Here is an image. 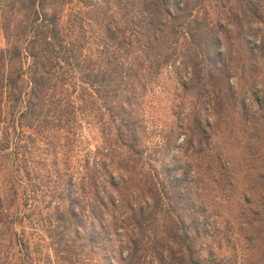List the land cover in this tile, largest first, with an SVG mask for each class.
Here are the masks:
<instances>
[{"label": "trees", "instance_id": "obj_1", "mask_svg": "<svg viewBox=\"0 0 264 264\" xmlns=\"http://www.w3.org/2000/svg\"><path fill=\"white\" fill-rule=\"evenodd\" d=\"M96 1L6 4L0 264H237L264 202L234 228L206 201L230 215L231 78L264 62V0Z\"/></svg>", "mask_w": 264, "mask_h": 264}, {"label": "rangeland", "instance_id": "obj_2", "mask_svg": "<svg viewBox=\"0 0 264 264\" xmlns=\"http://www.w3.org/2000/svg\"><path fill=\"white\" fill-rule=\"evenodd\" d=\"M95 2L97 1L95 0ZM7 3L8 0H0V50L6 47L2 22L3 16L6 14L9 16V12L5 11ZM232 56L235 58L243 56L247 62H250L252 57H257L251 56L249 51L243 49L242 46L235 48L232 51ZM257 67L259 69L255 74L246 71L243 78H239L238 75L231 78L236 95L239 92L241 94L244 93L247 116L243 115L240 102L237 100V105L232 113L233 126H231V129L233 130V135L229 139V144H225V149H227L224 151V156L229 160L232 169L235 194L230 215L223 213V210L218 205V197H216L215 191H211L210 201L208 199L206 201L210 204V211L213 213L221 212L223 216L229 219L230 224L234 228L238 227L236 225L238 221L236 220L238 218L236 215H238L239 207L246 206L241 203L243 194L246 193L252 198V204L247 206L253 210L258 206L262 207L260 203L264 202V93L261 91L264 85V62H259ZM255 99H257L260 107ZM89 143L92 145L93 141L90 140ZM202 186L206 187V184L202 183ZM210 217L215 222L217 221V225L222 226L221 217L214 215H210ZM252 244L254 245L253 250L244 249L246 241L243 239V234H240V232L234 233L230 244L234 249L233 251L225 250L224 254L234 256L237 264H255L260 254L264 253V244L260 243L259 245L258 241Z\"/></svg>", "mask_w": 264, "mask_h": 264}]
</instances>
